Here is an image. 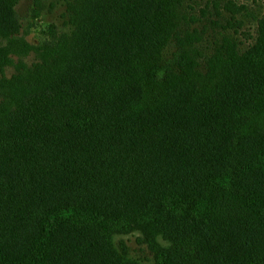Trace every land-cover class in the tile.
I'll return each mask as SVG.
<instances>
[{
	"label": "trees",
	"instance_id": "trees-1",
	"mask_svg": "<svg viewBox=\"0 0 264 264\" xmlns=\"http://www.w3.org/2000/svg\"><path fill=\"white\" fill-rule=\"evenodd\" d=\"M19 1L0 0V69L40 62L0 79V264H135L110 243L135 229L153 264H264V20L199 87L194 56L162 54L173 0H85L37 45Z\"/></svg>",
	"mask_w": 264,
	"mask_h": 264
},
{
	"label": "rangeland",
	"instance_id": "rangeland-1",
	"mask_svg": "<svg viewBox=\"0 0 264 264\" xmlns=\"http://www.w3.org/2000/svg\"><path fill=\"white\" fill-rule=\"evenodd\" d=\"M84 1L39 0L38 17L32 22L30 14L33 0H20L16 6L17 13L23 28L29 27L30 31L28 34L21 32L18 36L31 45L64 35L71 36L77 27L74 22L77 15L75 9ZM170 13L169 21L172 24L169 26L172 29L162 50L164 59L170 60L178 50L185 49L198 60V73L194 76L196 84L199 87L215 86L220 80L217 75L210 73V58L226 43L225 39L235 47L234 58L259 42L260 26L264 20V0H173L169 5ZM7 43L5 38L0 37L1 46H7ZM10 56L13 62L0 69V79L3 75L7 78L13 76L20 63L31 67L33 63L40 62L33 50L27 54L12 53ZM213 65L216 68L215 62ZM156 241L162 247L171 244L161 234H157ZM145 242V235L140 229L116 232L110 236L111 245L118 250L124 262L153 264L152 253Z\"/></svg>",
	"mask_w": 264,
	"mask_h": 264
}]
</instances>
